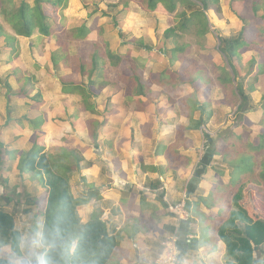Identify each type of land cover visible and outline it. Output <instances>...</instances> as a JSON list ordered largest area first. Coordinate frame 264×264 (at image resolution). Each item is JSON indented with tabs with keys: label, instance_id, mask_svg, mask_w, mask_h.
Instances as JSON below:
<instances>
[{
	"label": "crops",
	"instance_id": "0c3cea01",
	"mask_svg": "<svg viewBox=\"0 0 264 264\" xmlns=\"http://www.w3.org/2000/svg\"><path fill=\"white\" fill-rule=\"evenodd\" d=\"M86 9L81 0H68L58 16L59 25L66 29L80 27L90 15ZM224 15L233 26L237 24L233 13ZM18 40V56L2 52V56L7 54L3 58L6 68L0 71V88L4 87L0 90V206L15 215L17 229L26 232L42 219L38 208L45 189L32 174L19 172L18 156L12 152L31 149L35 131L26 119L43 115L39 131L45 151L75 149L81 158L79 169L69 178L74 198L84 200L77 209L80 222L87 223L92 213L98 212L107 231L117 238L108 264H152L164 241L174 234L179 264H225V244L216 230L219 207L208 203L211 194L229 180L227 170L214 166L219 159L214 150L223 136H213L218 128L215 107L209 102L211 118L186 133L185 144L178 146L175 157L168 147L175 141L177 128L186 127L188 119L182 113L178 116L163 96L156 98L158 89H153L148 98L134 99L116 71L112 80L107 76L110 85L100 91L97 113L92 114L83 108L77 95L61 91L59 76L71 72L62 66V72H57L50 60L57 50L55 38L34 35ZM111 45V51L124 54L122 42L113 40ZM3 46L2 41L0 48ZM16 68L35 80L33 93L42 98L38 107L31 109L32 100L16 95L14 77L6 79ZM71 76L79 77L74 73ZM183 89L177 92L179 96L192 92ZM93 126L97 127L95 139L89 135ZM183 198L187 214L179 216L173 208ZM194 204L198 207L192 214ZM199 213L207 216L203 223ZM20 220L26 222L24 229L17 226ZM208 226L215 230L207 232ZM205 232L207 236H201Z\"/></svg>",
	"mask_w": 264,
	"mask_h": 264
},
{
	"label": "trees",
	"instance_id": "16d2710c",
	"mask_svg": "<svg viewBox=\"0 0 264 264\" xmlns=\"http://www.w3.org/2000/svg\"><path fill=\"white\" fill-rule=\"evenodd\" d=\"M87 7L85 0H81ZM222 0H112L107 4V12L96 8L91 13L100 12L101 17L110 18L118 35H122L118 27L117 17L128 10L129 4L136 5L140 10L152 13L161 11L172 15L174 24L163 31L164 40L172 43V48L165 51L168 56L169 66L158 74L149 73L144 78V70L148 60L139 61L138 57L129 58L126 66L125 60L132 51L149 50L142 39H131L130 43L123 41L127 51L121 54L119 51H111L108 47L103 48L98 41H89L88 36L92 26L83 23L80 27L69 30L56 31L58 22L55 15L60 16L67 7L68 0H0V39L4 46L1 53L9 51L11 57L19 54V38H30L39 35V38L53 37L56 40L57 50L51 53V62L57 72L61 66L69 69L70 74L59 76L61 91L65 94L77 95L86 111L96 114V99L100 91L110 85L107 70L113 69L118 72L120 80L129 87L130 97L137 99L148 98L153 89H158L156 98L163 96L166 102L178 114L186 115L188 125L178 127L175 141L168 147L173 156H177V148L184 145L186 133L192 129H198L211 118L208 101H199L202 93L210 92L211 79L203 68L192 65L188 67L183 59L191 44L183 41L184 37H193L195 43L204 47L210 32L209 21L206 12L210 9L219 11ZM244 0H223L233 14L241 20L242 27L235 39L219 37L218 51L224 56L230 72L224 65L217 66V81L222 92L234 98V104L238 102L237 110L244 104L243 81L237 80V71L233 60L244 49L256 47L264 52V0H252L251 11L254 19L244 20L240 16L241 5ZM121 3L122 8L116 14L110 11L117 9ZM261 13V15H260ZM92 15V14H90ZM57 22V23H56ZM59 24L60 21H59ZM193 25L198 26L194 30ZM252 29V31H249ZM119 31V32H118ZM252 34L254 40L248 41L247 37ZM182 40V41H181ZM199 43V44H198ZM132 45L131 47H129ZM90 47L89 53L85 54L83 48ZM75 51L79 49V52ZM164 49V48H163ZM176 62L180 63L183 71L172 69ZM252 65L257 66V72L253 75L256 79L264 73V61L252 59ZM125 70V71H124ZM128 71L131 75H125ZM79 76L73 78L72 74ZM26 73L14 69L6 76L14 77L18 84L17 96L33 101L31 109L41 103V95L35 93V80ZM185 78V79H184ZM86 80V81H85ZM2 82V80L0 81ZM184 86H189L192 92L185 96H179L177 92ZM250 91L253 88L249 87ZM261 110L264 106L262 97ZM226 100H224L223 103ZM263 112L258 126V133H254L255 140L250 141L246 130L242 126L230 129L221 137V144L214 150L219 157L218 166L228 171V183L220 185L209 197L208 203L219 207V214L230 209L226 220L219 214L217 222V236L225 244L227 260L225 264H256L254 253L264 244V145L257 151L258 158L250 172L244 171L242 175L233 179V173L240 169L234 162L236 150L249 151L256 143V139H264ZM29 126L35 131L32 137V147L26 152H12L18 156L17 168L21 174H32L38 183L45 189L41 196V204L38 213L50 226H54L61 245L60 264H108L117 246V238L112 236L100 219L98 212H93L90 220L82 224L77 209L84 202L74 198L71 193L70 175L79 169L80 156L75 149L61 148L56 152L45 151L42 143V133L39 131L43 124V115L35 119H26ZM97 126V125H96ZM98 127V126H97ZM97 127L90 128L89 135L96 137ZM1 131V127H0ZM254 149V148H253ZM10 153V152H7ZM263 156V158H259ZM232 160V162L230 161ZM215 162V163H216ZM234 162V163H233ZM257 164V165H256ZM252 185L255 191L249 189L244 195L245 186ZM207 208L210 207L207 203ZM198 205H192L191 213H196ZM201 222L207 219L206 214L199 213ZM225 220V221H223ZM240 225L242 228H240ZM214 227H207V232H213ZM20 232L16 227L15 215L0 206V245L10 244L13 237ZM264 264V258L258 262Z\"/></svg>",
	"mask_w": 264,
	"mask_h": 264
},
{
	"label": "rangeland",
	"instance_id": "374dc122",
	"mask_svg": "<svg viewBox=\"0 0 264 264\" xmlns=\"http://www.w3.org/2000/svg\"><path fill=\"white\" fill-rule=\"evenodd\" d=\"M251 1L252 0H244L241 5L240 16L244 20L252 21L254 19V15L251 11ZM85 2L88 8L86 9L87 13L92 14L86 17L87 21L85 23L89 25L91 22H93L92 31L90 33L91 38L89 41H98L99 44L103 46V48L108 47L110 50H112L114 47L111 45L113 40H118L119 43H123V41L125 40V42L128 44L133 38H141L143 43L148 46L149 50H141L139 52L132 51L125 60V66L129 58L131 57H138L140 62L141 60H148V64L143 71L145 76L144 78H148L149 73L158 74L160 71L168 68L169 59L168 56H165V51L169 48H172V43L170 41L166 42L162 37V34L166 28L174 24L172 15H167L165 13H162L161 11L147 13L140 10L136 5L130 3L128 9L132 8V10L125 11L117 17L118 27L121 30L119 31L122 32V35H118L119 33H117V30L114 29L113 23L110 18L101 17L100 12L91 13L96 8H100L101 11L107 12V4L109 2H112V0H85ZM119 4V7L117 9H113V11H110V14H116V12L120 10V8H122V4ZM232 13L233 12L223 2V0L220 2L219 11L216 12L213 9L208 10L206 12V15L209 21L210 32L207 34L205 41L202 40L201 42H199L200 44L203 43L204 47L197 45L195 43L196 39H194L192 36L184 37L182 40L187 41L188 44L191 45L188 48L187 52L183 54V59L188 67H192L193 65L197 68H203L206 71L207 76L211 79L210 92L206 94L202 93L199 96V101L205 100L210 102V106L212 104V106L215 107V111H218L216 118V125L218 126V128L217 132H215L213 135L214 138H219L220 135L227 133L230 129H236V127L242 126V129H244V131L246 130V133L249 136V140L254 141V133H258L259 130L258 126H255V124L260 121L262 112L264 114V106L261 110L262 106L260 105L261 96L264 95V74H260V76H258L256 79L253 78L257 67L255 65H252V59H255L256 62L257 60L259 62L264 61L263 50L261 51L256 47H250L249 49H244V51L241 52L240 55L233 60V64L235 65L238 75L237 80L243 81V95L245 98L244 104L240 110L236 111V105L238 104V102L234 104V98L222 92V88L216 79L218 75V71L216 70L217 66L224 65V67L230 72V69L224 60V56H222V54L218 51V46L220 45L219 37L233 40L239 33L240 26L242 27L241 20L239 19L235 26H233L225 19L224 14L231 16ZM54 17L58 22L56 31L61 32L62 29H70L69 27L66 29L65 27H62L63 25H59L58 15H55ZM82 23L83 22H81L80 24ZM192 27L194 30L198 29V26L196 25H193ZM249 31H252V34L254 33L252 29H250ZM252 34H249L250 36L247 37L248 41L254 40V36ZM0 44H2V39H0ZM131 46L132 45H130L129 47ZM127 48V46L123 44L121 45L122 52L125 53L127 51ZM89 50L90 47L87 46V48H83L82 52L88 54ZM72 51L79 52V49H77L76 51L72 49ZM6 56L7 54L5 53L2 56V53L0 51V71L3 70V67L6 68V62L5 60H3V58H5ZM172 69H180L183 71L184 68L180 66L179 62H176L174 66H172ZM66 70L67 69H64V71ZM60 72H62V70H60ZM115 72L116 71H114L113 69L108 68L107 76L109 77V79L112 80L115 77ZM249 87L253 88V91H250ZM182 88H184L183 90H185L186 92L191 91V88L189 86H184ZM3 89L4 87L0 88V90ZM34 94L35 93H33L32 95ZM47 98L48 97H45V99ZM40 100L42 101V98ZM224 100H226V103H223ZM43 101L45 102V100ZM47 105L49 104L47 103ZM209 109L212 111L211 107H209ZM44 115L47 118L48 114L45 113ZM171 116L173 117L174 114ZM262 118V122L264 123V115ZM256 140L257 141L254 146H252L251 150L244 152L236 150L234 162L236 163V165H239L240 169L233 173V179H235V181L242 175L244 171L250 172L254 167V164L256 163L255 161H257L255 159L258 158V154L260 153L256 149L264 145V139H262L261 137H258V139ZM259 158H263V156H260ZM230 161L232 162L231 159ZM218 163L219 162H216L215 164ZM245 187V196L247 190L251 189L255 191L256 188L252 185H249V187ZM229 210L226 209L222 212V214L219 215L226 220ZM25 225L26 222L21 220L18 221V228L24 229ZM240 228H242L241 225ZM201 234V236H207L206 232ZM254 258L256 260V264H259L258 262H260L264 258V244L261 245V247L257 251H255ZM225 260H227V255Z\"/></svg>",
	"mask_w": 264,
	"mask_h": 264
},
{
	"label": "clouds",
	"instance_id": "9594fccd",
	"mask_svg": "<svg viewBox=\"0 0 264 264\" xmlns=\"http://www.w3.org/2000/svg\"><path fill=\"white\" fill-rule=\"evenodd\" d=\"M60 248L55 227L41 219L10 244L0 245V264H60Z\"/></svg>",
	"mask_w": 264,
	"mask_h": 264
},
{
	"label": "built area",
	"instance_id": "2783aa9c",
	"mask_svg": "<svg viewBox=\"0 0 264 264\" xmlns=\"http://www.w3.org/2000/svg\"><path fill=\"white\" fill-rule=\"evenodd\" d=\"M173 210L179 215L184 216L186 212V199L183 198ZM177 237L169 236L162 244L161 252L152 264H179V255L177 251Z\"/></svg>",
	"mask_w": 264,
	"mask_h": 264
}]
</instances>
